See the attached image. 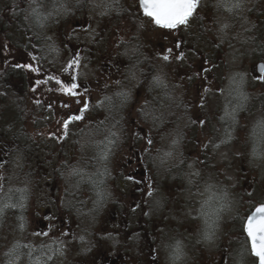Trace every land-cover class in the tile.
<instances>
[{"label": "rangeland", "instance_id": "obj_1", "mask_svg": "<svg viewBox=\"0 0 264 264\" xmlns=\"http://www.w3.org/2000/svg\"><path fill=\"white\" fill-rule=\"evenodd\" d=\"M220 3L215 16L202 15L201 28L192 36L188 32L195 52L190 70L206 79L211 75L205 101L203 91L200 100L197 91L183 88L176 78L182 60L171 56L169 105L88 111L77 143L71 133L64 158L73 177L71 205H56L54 215L58 222L69 208L65 226L56 223L48 235H36L37 203L23 205L27 211L18 215L15 160L8 180L0 184L1 259L13 254V264L18 258L19 264H109L114 259L129 264H256L241 235L245 217L264 201V82L256 70L259 62L264 64V0H243L241 10H230L233 0ZM64 16L51 15L49 0H0L1 40L25 36L44 54L51 49L56 54L59 44L50 46L48 40ZM224 24L228 27L222 31ZM199 76L192 82H199ZM8 78L0 83V95L5 85L7 89L6 119L18 116L24 134L35 135L36 107L31 99L24 101L35 84L29 73L26 83ZM240 93L246 97L242 106ZM233 111L235 120L226 118ZM56 114L43 124L41 130H50L44 134L60 129ZM80 122H73V132ZM60 156L54 157L56 165L63 163ZM58 198L64 199L63 191L56 192Z\"/></svg>", "mask_w": 264, "mask_h": 264}, {"label": "flooded vegetation", "instance_id": "obj_2", "mask_svg": "<svg viewBox=\"0 0 264 264\" xmlns=\"http://www.w3.org/2000/svg\"><path fill=\"white\" fill-rule=\"evenodd\" d=\"M220 1L201 0L189 26L170 31L157 27L148 17H145L138 6L139 0H49L51 15L67 13L62 23L54 21L56 25L53 26H55L54 30L57 29V34H53V38L48 40L50 46L54 42L59 44L55 45L59 47L56 54L52 52V49L44 54L36 48L37 45L33 40L24 36L17 41H6V39L3 41L0 37V83L3 86L8 77L21 78L26 83L29 73L30 82L32 81L31 83L35 85L33 88L31 86L30 93L25 95L24 101L31 99L36 107L37 115L44 116L41 120L36 115L31 125L35 135L24 134L20 118L8 122L5 116V109H7L5 85V92L3 91L0 95V184L8 180L9 169H13V165L16 164L15 160L18 161L14 168L18 189H21V192L15 210L19 216L25 215L27 210L23 208V205L27 207L30 202L37 203L38 211L32 222L37 233H47L51 225L59 223L65 226V221H70L69 208L63 210L62 219L59 214L58 222L54 215L56 205H68V207L71 205L73 177L71 170L68 169L70 166L67 167L65 163L64 158L68 156L65 150L70 146L68 140L72 137L76 143L80 140L79 134L86 128V112L160 109L161 106L169 105L171 102L167 88L168 61L161 59L162 55L168 54L167 49L169 48L173 49L172 57L175 58V55L181 51L185 57L176 64L177 71L181 70L176 78L183 81L182 85L185 90L197 91L198 97H200L199 92L203 91V101H205L204 93L207 88H210L211 75L208 76V80L207 75L199 76L198 72L193 73L194 71L190 70L193 67L192 59L195 54L193 47L190 46L193 43L191 36L192 31L201 28L202 15L210 13L211 18L215 16V10L221 4ZM214 24L212 22V25ZM190 31L189 38L188 32ZM173 32H177L178 35L175 38H169V34ZM6 35L7 32H4L3 37ZM177 43L181 44L180 48L175 47ZM39 52H42V61H40ZM74 53L81 57L80 67L76 72L78 82L81 84L78 97L63 94L52 80L46 84H36L38 79L48 80V77L52 75L66 79L68 73H65L63 69ZM32 57L36 59L33 60ZM29 63L39 68L40 72L15 67L17 64ZM208 71L209 69H202V74H208ZM197 75L200 81L192 82ZM157 77L162 84L155 83ZM122 93L127 94V99L120 95ZM77 100L80 103H77ZM85 101L88 102V108L84 112V122L76 124L74 132L71 125L75 123H72L65 136L58 121L67 112L78 114V110L83 107ZM64 104L69 107H63ZM56 112H58L59 119L54 123H58L60 129L51 126V133H55V136L44 134L50 130H41L44 127L43 124H47L54 115L56 116ZM71 133L75 134L71 137ZM54 141L58 143L51 147L50 143L54 144ZM23 149H26V152ZM59 154H61L60 158L63 159V163L56 165L54 157ZM29 157L31 162L26 161ZM29 163L32 166H29ZM74 174L77 176L76 173ZM79 179H82V173ZM83 185L84 183L80 181L79 190ZM57 191L58 194L63 191L64 199H56ZM20 197L24 201L20 202ZM50 218H55L53 223L49 222L52 221ZM241 237L248 244L244 232ZM17 255V257L22 256L19 252ZM13 260V254H6L2 259L0 258V264H13ZM17 264H19V258ZM109 264L129 263L114 259Z\"/></svg>", "mask_w": 264, "mask_h": 264}, {"label": "snow or ice", "instance_id": "obj_3", "mask_svg": "<svg viewBox=\"0 0 264 264\" xmlns=\"http://www.w3.org/2000/svg\"><path fill=\"white\" fill-rule=\"evenodd\" d=\"M201 0H139V8L142 9L143 15L148 17L150 21L161 29H167L170 31H175L178 29L186 28L189 26L191 19L196 14L199 8ZM243 8V0H233L230 10H241ZM228 27L227 24L222 26V31ZM176 48H180L181 44L177 43ZM173 52L172 48L167 49L168 54L161 56L164 61H169L171 54ZM183 52H179L175 55V59L183 60ZM35 60V57H32ZM81 57L79 54L74 53L71 60H69L67 66L63 69L65 73H68L66 79H61L59 76L52 75L48 77V80L38 79L36 81L37 85L46 84L49 80L55 81L58 86V90L63 94L68 96L78 97L80 95L78 89L81 84L78 82V76L76 74L78 68L80 67ZM17 68L27 69L31 72L39 73L40 69L33 66L32 64H17ZM260 71L264 73V65L260 66ZM260 81L264 82V74L259 78ZM156 84H162V81L157 77L155 78ZM35 91V89H33ZM127 99V94H120ZM246 100V97L240 93L238 95V103L242 106V102ZM39 103V101H37ZM77 103H80L77 100ZM49 107H51L49 105ZM63 107L68 108L69 105L64 104ZM88 108V102H83V107L78 110V114H68L66 117L58 121L63 129V133L66 136L69 126L73 122L82 121L84 119V112ZM226 118L235 120V112L226 113ZM203 123V122H201ZM261 127L264 128V122H261ZM55 136V133L52 134ZM148 143L152 144V140L149 138ZM218 147V145H217ZM166 155H170L166 154ZM103 159H107V155H103ZM128 179H133L132 177H127ZM151 195V192H149ZM226 195V194H225ZM4 207H14V205H5ZM4 211L0 208V213ZM23 227V225H21ZM243 232L246 235L248 242L250 243L251 253L258 259V264H264V204L256 206L250 213L245 217L243 224ZM36 235H48V233H36ZM180 249L177 248L176 257L179 258Z\"/></svg>", "mask_w": 264, "mask_h": 264}, {"label": "water", "instance_id": "obj_4", "mask_svg": "<svg viewBox=\"0 0 264 264\" xmlns=\"http://www.w3.org/2000/svg\"><path fill=\"white\" fill-rule=\"evenodd\" d=\"M263 65L262 63H258L257 66H256V70H257V73L259 75L262 74V72L260 71V66ZM249 246H250V243H249ZM250 250H251V247H250ZM252 254V253H251ZM253 255V254H252ZM254 256V255H253ZM255 257V256H254ZM257 259V258H256ZM257 264H258V259H257Z\"/></svg>", "mask_w": 264, "mask_h": 264}, {"label": "trees", "instance_id": "obj_5", "mask_svg": "<svg viewBox=\"0 0 264 264\" xmlns=\"http://www.w3.org/2000/svg\"><path fill=\"white\" fill-rule=\"evenodd\" d=\"M9 27H11V26H9ZM10 29V28H9ZM25 37V36H24ZM13 40V39H12ZM39 56H40V61H42L43 60V58H42V52H39ZM7 80L9 79V78H6ZM8 82V81H7ZM12 86V85H11ZM7 105H9V103L7 102ZM14 118L16 119V118H18V116H14ZM135 227H136V225H135Z\"/></svg>", "mask_w": 264, "mask_h": 264}]
</instances>
